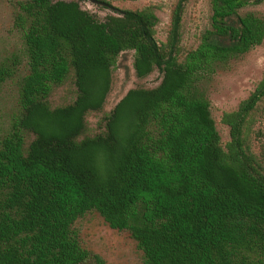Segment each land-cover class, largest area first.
Returning a JSON list of instances; mask_svg holds the SVG:
<instances>
[{"label": "trees", "instance_id": "16d2710c", "mask_svg": "<svg viewBox=\"0 0 264 264\" xmlns=\"http://www.w3.org/2000/svg\"><path fill=\"white\" fill-rule=\"evenodd\" d=\"M189 1L165 43L154 6L102 19L80 0L17 3L24 58L0 63V86H17L0 134V264H105L75 227L90 213L127 231L143 264H264V78L223 113L226 143L209 99L215 77L264 43V17L248 10L264 0H211V28L184 55ZM125 52L138 79L158 71L161 83L128 91L88 135ZM69 78L76 99L53 108Z\"/></svg>", "mask_w": 264, "mask_h": 264}, {"label": "rangeland", "instance_id": "374dc122", "mask_svg": "<svg viewBox=\"0 0 264 264\" xmlns=\"http://www.w3.org/2000/svg\"><path fill=\"white\" fill-rule=\"evenodd\" d=\"M22 0H0V63L15 57L24 58L21 35L14 26L17 3ZM83 9L89 10L104 19L109 14L124 10H141L154 6L159 19L157 40L167 42L171 28L172 10L178 0H109L116 9L111 10L88 1L80 0ZM264 17V1L248 9ZM211 0H190L186 3L180 31L182 53L198 47L201 36L211 28ZM264 78V43L243 57L233 61L227 70L220 72L209 87L212 115L224 143L230 139V130L221 124L224 112L235 110L239 103L254 91ZM162 80L155 71L145 79H138L134 69V53H122L112 75V87L106 104L99 113L87 117L88 135L99 131L100 121L115 108L122 98L132 89L139 87L154 88ZM73 78L55 88L50 103L53 108L66 106L76 99ZM17 100V86L9 82L0 86V134L8 127ZM82 244L100 255L105 264H143V253L127 231L112 229L97 213H90L76 225Z\"/></svg>", "mask_w": 264, "mask_h": 264}, {"label": "water", "instance_id": "95a60500", "mask_svg": "<svg viewBox=\"0 0 264 264\" xmlns=\"http://www.w3.org/2000/svg\"><path fill=\"white\" fill-rule=\"evenodd\" d=\"M85 1H88V2H90L92 4H94V5H99V6H102V7L109 8V9L114 10V11L116 10L112 5H109V4L105 3V2H99L97 0H85Z\"/></svg>", "mask_w": 264, "mask_h": 264}]
</instances>
